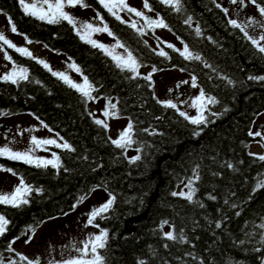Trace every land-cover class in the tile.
Wrapping results in <instances>:
<instances>
[{"label": "trees", "instance_id": "1", "mask_svg": "<svg viewBox=\"0 0 264 264\" xmlns=\"http://www.w3.org/2000/svg\"><path fill=\"white\" fill-rule=\"evenodd\" d=\"M148 2L201 60H186L167 43L160 44L168 56H160L132 23L115 19L98 0H86L141 66L184 69L196 77L200 89L218 101L207 106L206 125H193L165 107L153 79L122 71L112 56L81 39L67 21L48 24L25 15L19 0H0V13L11 17L17 32L65 55L95 87L92 95L116 98V116L133 125L131 146L117 147L108 127L95 122L90 100L38 59L4 45L11 61L28 69L29 79L18 84L0 79V118L29 112L74 151L49 146L60 157L59 170L0 156V166L12 169L33 189L27 205L0 204V214L11 222L0 236L3 264H27L12 242L28 226L38 228L69 213L81 196L96 189L116 197L112 208L94 220L108 232L106 248L98 250L105 264H264V187H258L264 181V160L249 154L254 143L264 145L262 137L249 135L264 111V81L249 79L264 76V53L230 23L216 0H181L180 12L160 0ZM256 4L264 7V0ZM130 148L138 150L139 160L132 162ZM195 172L200 179L193 184L197 191L192 201L171 195ZM165 220L169 223L161 228ZM165 226L183 233L185 242L167 239Z\"/></svg>", "mask_w": 264, "mask_h": 264}, {"label": "rangeland", "instance_id": "2", "mask_svg": "<svg viewBox=\"0 0 264 264\" xmlns=\"http://www.w3.org/2000/svg\"><path fill=\"white\" fill-rule=\"evenodd\" d=\"M216 1L224 9H228L227 14L230 20H236L240 25H251L244 30L247 31L248 35L255 39H259L261 35H264V27H260L257 23H254L259 22V24L264 25V14L260 13V7L256 3L253 4L252 0H237L236 3H232V0ZM26 2H31V0H26ZM127 2L132 7L143 11L145 15L150 18H160L156 12L148 11L143 8V0H127ZM66 11L70 12L78 21H88L97 26H103L104 22L96 19L97 12L92 7H69L66 8ZM119 15L123 20L130 23L135 22L137 28L143 30L144 36L152 48L160 51L162 49L160 43L164 42L173 44L176 48L183 51L184 43L175 34H170L168 29H150L146 27V21L142 17H132V15L126 11L120 12ZM145 30H149L151 33H146ZM0 32H3L4 35L18 47L28 48L38 60L42 59L46 61L52 71L65 73L75 83H84L83 75L77 73L73 68H69V64L73 63L65 55L53 52L41 43L32 41V43L29 44L25 36L19 32L11 31L8 17L3 13H0ZM91 39L107 46L115 45L117 41L115 36H109L106 32L94 33ZM260 43L264 45V41H260ZM0 44H2V42H0ZM125 49V47H117L113 54L126 56L127 52ZM6 56L7 54L3 45V47L0 48L1 76L10 73L14 67H20L11 60L6 59ZM152 70L153 68L150 66H140L138 69L139 73L143 75L152 73L155 92L160 99L164 101L171 100L173 103L177 104L180 111L186 112L189 116H197L199 114L198 109L193 107L192 104L195 97L200 94L201 89L198 85L197 87H192L191 78L193 75L185 71H180L179 68L161 69L155 72ZM184 80L189 81V83L183 84L177 88L176 85L178 82ZM109 101L114 105V103H116V98L106 99L101 97L90 100V111L98 120H103L108 124L109 133L111 137L116 140L120 138V134L127 128L130 120L126 117L116 116L114 108L109 106ZM105 110L109 112V115H104ZM8 119V123L10 122L14 125L13 129L17 132H15L16 134L14 135L8 134L0 137V148L7 146L13 151H25L32 146L31 137L33 136L37 139H54L58 144L64 143L57 133L53 132L48 127L45 128L44 124L31 115L18 114ZM252 131L253 133L259 131L264 134V111L256 117ZM49 146L50 145L37 148L35 156L53 159L52 153L54 152ZM251 152L260 155L264 154L263 143H254L251 146ZM127 154L130 157H134L138 154V150L130 148ZM3 169L4 168H0V194L10 195L21 185V178ZM187 183L188 182L180 184L177 191L187 192L189 190L185 186ZM110 196L108 192L102 189L94 190L83 202H79L69 213L49 219L36 228L34 234L32 232H27V234L22 235L19 239L14 240V248L20 254L27 256L33 261L38 258L40 264H51L53 261L61 262L62 264L64 260L81 256L82 253L77 251V249L82 248L83 243L87 241L90 236L99 235L102 230L94 223L92 225L87 224L89 214L94 208H99L106 203ZM165 230L168 232L171 228L165 226ZM91 258L92 254L89 252L86 259Z\"/></svg>", "mask_w": 264, "mask_h": 264}, {"label": "snow or ice", "instance_id": "3", "mask_svg": "<svg viewBox=\"0 0 264 264\" xmlns=\"http://www.w3.org/2000/svg\"><path fill=\"white\" fill-rule=\"evenodd\" d=\"M237 0H232V3H236ZM98 3L107 10V12L115 17V19L120 20L122 23H126L122 19V17L119 15L120 12H128V13H134L137 17H142L146 21V27L150 29L155 28H167L168 25L165 23L164 19L162 17L153 19L145 15V13L141 10H138L135 7H132L127 0H98ZM160 3L168 5L172 7L176 12H180L182 10V3L181 0H160ZM252 3L255 4L256 0H252ZM19 4L22 7L25 15L34 17L35 19L39 21L46 22L48 24H59L63 21H67L68 24L72 25L75 31L78 35H80L81 39H85L87 37V42L90 43L93 47H97L102 49L107 55L112 56V59L116 62V66L120 68L122 71L127 69L130 72H133L135 76H139L140 73L138 71L139 67L141 66L138 62L137 58L132 54L131 51H125L127 52V55H114L115 49L117 47L124 48L125 46L117 39L116 44L112 46H107L102 43L97 42L94 39H91V36L94 33L98 32H106L109 36H113L114 33L110 30L107 23H103V26H97L93 24L92 22L88 21H78L76 17H74L70 12L66 11V8L69 7H76L80 6L83 8L90 7L86 3V0H31V2H26V0H19ZM217 7H220L219 4L216 5ZM143 8L147 9L148 11H153L152 6L149 4L148 0H143ZM225 12L228 11V9H224ZM259 11L261 14H264V7H260ZM96 19L103 22L104 17L100 15V13H97ZM8 20L11 25V31L17 32L16 25L14 23H11V17L8 16ZM186 24L191 23V17H189L187 20L184 21ZM230 23L237 28H240L241 31H244L246 27H250L251 25H240L237 23L236 20H231ZM257 23L258 26L264 27V25ZM79 25V26H77ZM132 28L136 29L137 32H139L141 35H143V30L141 28H137V25L135 22H133L130 25ZM196 34L201 35V31L199 28L196 29ZM245 36L252 42L253 45H255L258 50L261 53H264V45H261L260 41H264V35H261L259 39H255L252 36L248 35L247 31H244ZM0 48L3 47V45H7L10 48L15 49L16 52L28 56L32 59H37L35 56H33L32 52L26 48V47H18L15 43H13L10 39H8L3 32H0ZM28 43H32L31 40H28ZM146 43V42H145ZM169 48H172L174 51L179 52L181 56H183L186 60H201L202 57L199 55H194L188 48L187 45H184L183 51H181L179 48H176L173 44L167 45ZM47 47V45H45ZM160 56L167 57L168 53H166L163 49L160 50L158 53ZM170 58V57H169ZM6 59L11 60V56H6ZM38 63L42 64L45 68H48L49 71H51V67L49 64L40 59L38 60ZM206 67H211L210 65L205 63ZM69 68H73L77 73H80L83 75L81 69L76 66L74 63L69 64ZM153 72L157 71L155 67H153ZM180 71H184V69H180ZM53 75L59 77L66 83L69 87L76 89L81 93L83 97H85L87 100H94L96 97L92 95L93 91H96L95 87L89 82L88 77L84 76L83 80L84 83H75L73 82L69 76H67L63 72H53ZM0 79L9 81L13 84H18L21 80H28V69L23 67H14L10 73H6L3 76H0ZM144 79L147 81L152 80V73H148L146 76H144ZM249 79H255V80H261L264 81V76H250ZM230 84L232 83L231 80L228 81ZM38 83V82H37ZM189 81L184 80L178 82L176 85L177 88H179L183 84H188ZM191 84L192 87H197L196 84V77L193 76L191 78ZM160 103L164 104L165 107H169L172 109H175L179 112V114L184 117L186 120H188L193 125H206L210 121L208 120L207 116L204 114L205 111H207V106L209 104H215L218 103V101L215 99V97H207L204 91L201 89L200 94L195 97L192 106L197 108L199 111V114L197 116H189L186 112L180 111L179 107L176 103H173L171 100L168 101H159ZM186 103V102H185ZM109 106L111 108H115V105L111 104V101H109ZM7 115L8 113H4ZM114 114V113H113ZM104 115H109V112L105 110ZM38 119V118H37ZM97 124L102 125L104 128L108 127V124L103 120H96ZM43 123V122H41ZM45 128L48 126L45 124ZM133 125L131 123L128 124L127 128L120 134V138L116 140H112V143L115 144L117 147L120 148H126L128 146H131L133 143L131 133H132ZM199 132H196L195 135H199ZM250 136H257L262 137V140H264V134L257 131L255 133L249 132ZM62 139V138H61ZM31 144L32 146L28 148L25 151H13L11 148L5 146L0 148V156H7L9 159L12 160H19L23 161L26 164L34 165L37 168H47L51 166L54 169L59 170L61 165L60 157L57 156L55 153H52L53 159H45L41 157L35 156L36 149L41 146H47V145H56V147L60 148L63 147L65 149H69L74 151L72 146L68 144L67 142H64L63 144H58L56 140L54 139H37L35 136L31 137ZM250 155H256L254 153H249ZM258 158L260 160H264V155H259ZM140 156H135L132 158V162H135L136 160H139ZM231 167V165H229ZM2 168V166H0ZM5 171L12 172L13 175H15V172L12 169H3ZM66 170V169H65ZM200 179V175L198 172L194 173V177L188 180V183L185 185L189 190L187 192L180 191V192H172L171 195L173 196H180L186 198L188 201H192L193 197L197 191V189L193 186L194 182ZM258 187H264V181H261L258 184ZM94 190V189H93ZM33 189L31 186L27 185L23 181V177H21V185L18 186L15 191L10 195H3L0 194V204L4 205H10L14 208H20L24 205H27L29 203V199L27 196L31 194ZM36 192H41L42 189L36 188ZM87 197L81 196L80 202H83ZM211 199H215V197H210ZM116 197L110 196V198L107 200L106 203L101 205L99 208H94L92 212L89 214V218L87 221L88 225H92L94 223V220L97 216H100L102 213L107 212L110 208H112ZM203 206V205H201ZM11 222L3 215L0 214V236H3L8 231V225ZM169 222L167 220L163 221L161 224V228H163L164 224H168ZM99 227V225H96ZM219 226V225H217ZM261 228H264V224L260 225ZM31 231L33 234L36 231V228L33 226H28V228L25 230V234H27L28 231ZM164 236L172 241L180 240L181 242H185L183 239V233H175V231H168L164 233ZM16 239H19L17 237ZM264 239V237H262ZM107 240H108V232L106 230H101L99 235L90 236L87 241L83 243L82 248H78L77 251L81 252L82 255L75 257V258H69L67 260H64L62 264H105V257L100 255L99 249H104L107 246ZM13 241L12 243H14ZM242 243V242H241ZM164 247H167V245H164ZM12 250V249H10ZM89 252L92 254L91 259H86V257L89 255ZM19 255V254H17ZM20 259L22 261H26L27 264H40L39 259L37 258L35 261L29 259L27 256H20ZM0 264H3V261H0ZM12 264H15V262H12ZM51 264H61V262H51ZM140 264H145L144 261H140Z\"/></svg>", "mask_w": 264, "mask_h": 264}, {"label": "flooded vegetation", "instance_id": "4", "mask_svg": "<svg viewBox=\"0 0 264 264\" xmlns=\"http://www.w3.org/2000/svg\"><path fill=\"white\" fill-rule=\"evenodd\" d=\"M155 12V11H154ZM157 13V12H156ZM158 14V13H157ZM159 16V15H158ZM160 17V16H159ZM167 29V28H166ZM169 30V29H168ZM170 31V30H169ZM170 34L174 35L173 32L170 31ZM164 42H162L161 44H163ZM165 44V43H164ZM162 46V45H161ZM163 50V46L161 47ZM19 114H28V115H31L33 116L31 113L29 112H23V113H19ZM15 115H18V114H15ZM12 116L14 115H11V116H6V117H1L0 118V137H3L5 135H8V134H16L15 132V129H13V126L10 122L8 123L9 119L8 118H11ZM34 118H36L35 116H33ZM37 119V118H36ZM11 120V119H10ZM38 121H40L39 119H37ZM42 122V121H40ZM43 124V123H42ZM45 125V124H44ZM4 168V167H2ZM4 169H7V168H4ZM16 176H18L17 174H15ZM19 177V176H18ZM20 178V177H19Z\"/></svg>", "mask_w": 264, "mask_h": 264}]
</instances>
